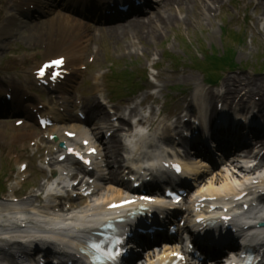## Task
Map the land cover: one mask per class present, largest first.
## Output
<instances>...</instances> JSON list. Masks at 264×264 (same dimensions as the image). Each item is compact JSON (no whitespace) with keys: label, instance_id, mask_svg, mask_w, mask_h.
<instances>
[{"label":"rangeland","instance_id":"1","mask_svg":"<svg viewBox=\"0 0 264 264\" xmlns=\"http://www.w3.org/2000/svg\"><path fill=\"white\" fill-rule=\"evenodd\" d=\"M205 1L208 2V0H191L190 3L186 4L182 2L180 3V10L173 9L175 5L169 6L168 11L164 13L166 14L165 17L171 13L174 19L168 24H165L168 21L164 19L161 24L159 22L161 18L152 19L149 25L144 26L147 29L145 33L150 31L148 33L149 38H146L145 35L139 37L140 34H137L136 37L141 39L136 40L133 37L134 33H132L133 35L130 34L126 37V41L129 42L126 44H124L126 42L124 40L117 42V37L110 38L106 42L103 41L105 46L100 49L98 60L92 67L93 73L91 75H96L98 71L110 69V61H118L116 65L119 67L116 69L119 72H125L126 67L130 64L133 65L136 73L142 72L152 78L153 85L150 81H144L145 74L143 75L144 87L149 88V85H152L151 91L154 90L156 106L161 110L162 107H165V110L163 109L165 119L176 115L177 111H179L178 115L183 112L186 100L184 101L182 97L186 91L195 92V95L200 96L201 99L206 93L211 94L208 96L214 104V100L216 103L217 101L212 93L222 92L229 96L230 87V95H237L236 100L238 102L244 100V104H250L247 108L240 106L242 111L250 114H252L251 110L253 113H260L254 106L256 101L261 103L260 96L254 93L250 95L251 98L245 99L244 92L248 90L247 86L255 81L261 83L264 88V2L261 0H226L225 4L217 6L218 11L215 12L213 3L211 2L210 6H205ZM5 24V20L0 21V30ZM117 33L114 31V34L117 35ZM135 33L139 32L135 31ZM24 34L26 35V31L23 34H15V38L12 43L8 44L5 54L0 57V77L24 75L37 68L41 59L44 60L45 57L42 52L44 49L38 47L36 43L30 47L24 41ZM239 37H242L243 40L241 42L235 41ZM32 41L34 42V38ZM116 44L123 45L119 53H114L118 48ZM131 45L133 46L130 48ZM229 47L236 51L235 62L239 68L227 73H224V70H218L223 77L222 83L219 87H212L208 85L206 77L209 72L208 69L216 66L212 59L216 56L219 58V55H225ZM130 49L133 54L127 53ZM135 49L138 50L135 51ZM118 54L122 55L121 59H119ZM168 56L174 57L177 60H175L176 63H182L180 67L177 68V65L175 68V61H172L174 59L169 60ZM111 58L114 60H110ZM84 60H86L84 63H87L90 60V55H86ZM196 61L204 62L205 66L201 69L198 68ZM87 67L89 68V64ZM157 67L160 69L158 70ZM213 72L216 73L217 71ZM106 73L111 75V71ZM130 73H132L131 70ZM87 75H89L88 72ZM200 101L198 100V102ZM235 107L231 108V111L235 112ZM234 108L235 110H233ZM159 126L162 130L164 128V130L169 131L174 128V126L167 125L166 122ZM4 165L5 160L1 158L0 181L3 177L1 169ZM28 197L27 194L23 198L26 200ZM1 211V215L9 212ZM26 215L28 214L26 213Z\"/></svg>","mask_w":264,"mask_h":264},{"label":"bare ground","instance_id":"2","mask_svg":"<svg viewBox=\"0 0 264 264\" xmlns=\"http://www.w3.org/2000/svg\"><path fill=\"white\" fill-rule=\"evenodd\" d=\"M182 2H183V4H186V3H190L191 0H175V4H177V5H180V3H182ZM211 2H212L211 0H208V2L205 1L204 4H205V6H208V5L210 6ZM163 19L165 21H168L167 23H165V24H168L169 22H171L174 19V17L172 15H169L167 18H163ZM134 25L137 26L136 24H134ZM35 27H38V29L35 32L32 33L33 35L41 37L42 33H48L51 36H54V35H56V37L59 36V38H64L65 37V33L66 32L69 33V31H71V32H76L77 31L76 35H74L76 37L77 35H81L85 31V29H87L86 25H82L81 23L80 24L76 23L71 18H69V17H67L65 15H63V17L58 16V14H56V18L50 19V20L46 21L45 23L36 25ZM108 32H110V34L113 36L114 31L108 30ZM74 36L72 37V38H74V40L71 41V44H70V45H72L73 48L70 47V45H69V47H63L62 50H61V52L62 51L65 52V50H68V52H69L68 54L70 56L69 65H74L75 64L74 63V58H73V53H74L75 48L78 45H76L74 43L76 41ZM140 37H142V36L140 35ZM149 37H150L149 34H147L146 38H149ZM139 39H141V38H139ZM249 91H250V95H253L256 92V95L260 96L261 103L257 104V107L261 111H264V88L262 87V84L261 83L259 84L258 82L257 83H253L250 86ZM200 106L203 108L204 111L206 110V108H205L206 104L205 103L202 102V104ZM132 115L133 116L138 115V111L134 110L132 112ZM227 116H228V114H227ZM204 118H205V116H204ZM206 122H207V119L206 120L204 119V123H206ZM127 125H128V122L123 121V125L122 126L125 127ZM122 126L121 127L117 126L115 128V130H112V132L115 131L114 132L115 134L118 133L119 131L122 130L121 129ZM23 137H25V138L26 137H30V135H28V134L20 135L18 138H16V140H21ZM154 161H157V162L160 163L161 159L159 160V158H157ZM151 167H154V166L151 165ZM152 170H156V169H152ZM151 172H153V171H151ZM226 182L229 183V180H227ZM230 191H233V189L231 187L230 188L226 187L225 189H218V190L209 189L208 193L210 194V196L221 198L220 196H222L225 193H229ZM51 195H53V194L50 193L49 196H51ZM54 195H55V193H54ZM33 197H34V200H32L31 203H34V202L36 203L38 201V198H37L36 195H34ZM119 197H120V193H116L115 196H113L110 201L118 199ZM52 199H54V200L51 201V202L45 203L43 205V208L46 209L48 212H50L49 214L53 213L52 216H53L54 219H52L53 221H51V222L46 219L45 221H43V223L45 225H47L49 227V229L53 228V230L55 232H57L59 241H61V243L65 244V246H66L67 243L68 244L72 243L71 236L74 235V233L76 232L75 231L76 229L84 228V227H87V226L90 225V221H89L88 217H91L93 214L90 215V216L89 215H84V216H80V217H77V216L75 217L74 215H72L71 217L61 218L60 214L55 213V211H56V203H55L56 202V197L52 196ZM43 201H44V199H43ZM34 211L37 212V209L34 208ZM3 219L5 220V222H7V218L6 217H3ZM0 222H2V221H0ZM44 235H48V234L45 233ZM46 237H49V236H46ZM261 237L264 238V235H262ZM5 252H6V250L3 249L0 254H3ZM77 264H83V262L82 261H77Z\"/></svg>","mask_w":264,"mask_h":264},{"label":"snow or ice","instance_id":"3","mask_svg":"<svg viewBox=\"0 0 264 264\" xmlns=\"http://www.w3.org/2000/svg\"><path fill=\"white\" fill-rule=\"evenodd\" d=\"M56 63L62 64L63 61L58 60V61H56ZM41 75H43V72H41ZM177 171H179V168H177ZM129 203H131V202H129ZM122 206H124V205H112V207H122ZM93 246L96 247L95 245H93Z\"/></svg>","mask_w":264,"mask_h":264}]
</instances>
